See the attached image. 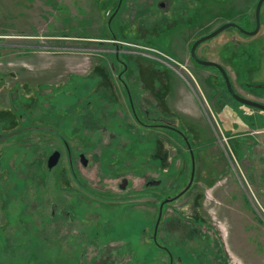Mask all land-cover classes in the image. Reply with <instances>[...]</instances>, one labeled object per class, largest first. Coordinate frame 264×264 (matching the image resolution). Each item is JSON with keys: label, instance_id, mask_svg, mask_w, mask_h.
Listing matches in <instances>:
<instances>
[{"label": "rangeland", "instance_id": "374dc122", "mask_svg": "<svg viewBox=\"0 0 264 264\" xmlns=\"http://www.w3.org/2000/svg\"><path fill=\"white\" fill-rule=\"evenodd\" d=\"M118 2L0 0V97L11 96V91L14 97L25 96L21 109L16 103L11 104L9 98H0V108L9 110L7 114L10 110L23 114L22 120H27L24 124L14 119L11 125H0L1 134L17 133L13 140L0 143V163L6 167L0 177L4 185L8 174L11 183H25L29 187L25 193V186L21 192L10 183L9 188L0 190V264H264V133L261 128H253L254 145L250 150L245 149L246 157L240 163L234 158L235 147L230 144L229 133L223 132L212 117L209 130H200L204 140L205 134L213 136L206 137L208 149L202 151L198 144H191L193 138L185 130L183 133L189 120H185V105L179 104L188 101L186 94L174 95L173 103L163 96L166 108L159 105L158 109L151 108V104L160 102L162 90V82L156 85L152 79L161 77L140 71L139 78L149 81H140L139 85L134 82L137 78L132 79L131 97H128L117 82L120 68L118 65L116 69L110 68L111 63H116L114 51L108 52V56L106 52L119 47L118 58L145 60L148 56L140 52H134L136 55L126 52V56L121 53L137 48L146 52L145 47L137 44L148 43L170 61L167 54L177 46L182 45L183 50L194 39L210 34L225 23L240 22L244 30L253 31L258 0H122L108 25ZM260 24L254 36H244L228 28L203 42L199 52L208 61H213L209 57L212 50L220 59L234 50L249 55L254 75L243 77L244 88L247 92H258L264 102V4ZM237 36L246 42L237 45ZM175 65L184 78L193 81L196 89V83L201 84L203 79L213 83L215 76L222 89L225 87L221 75L211 68L199 71L193 65L185 68ZM192 70L199 80L193 79ZM38 93L39 99L33 101L32 96ZM147 95L150 99L141 104L139 97ZM176 98L181 102L176 103ZM128 101L135 104L131 108L135 113L129 114ZM26 106L28 114L24 110ZM254 111L259 117L255 125L263 127L264 113ZM8 117L0 115L1 119ZM160 119L177 124L181 135L171 129L147 126L159 123ZM196 127L190 125L191 129ZM37 130L41 131L39 135ZM24 132H29L25 138ZM60 137L69 145H78L87 155L88 167L77 166L78 186L71 179V167L62 146L63 155L57 167L45 170V176L41 172L43 162L37 159L44 149L38 146L45 144L47 158L60 145ZM161 139L175 145L168 174H163L165 179L158 176L164 187L171 184L172 192H176L188 176L191 154L184 150L182 143H188L193 153L198 172L196 180L201 188L206 175L222 179L215 186L203 188H208L210 197L203 196L201 208L192 207L183 214L173 213L170 204L166 206L164 217L173 216L168 221L171 243L165 245L159 235L158 244L170 249L174 255L172 261L152 241L159 201L152 203L150 195L162 188L145 186L146 180L161 173L160 161L154 156L155 144L161 143ZM23 148L26 154L21 161L17 157ZM199 152H202L200 156ZM152 157H155L153 164ZM135 163L136 170L132 167ZM227 164L236 168L239 178ZM122 177L129 179L125 190L118 188ZM40 186L44 187L40 190ZM44 199L48 203H60L64 207L62 215L48 218L52 206L44 205ZM75 199L80 204L77 211L80 218L67 215ZM174 230H180V236Z\"/></svg>", "mask_w": 264, "mask_h": 264}, {"label": "flooded vegetation", "instance_id": "af4514ba", "mask_svg": "<svg viewBox=\"0 0 264 264\" xmlns=\"http://www.w3.org/2000/svg\"><path fill=\"white\" fill-rule=\"evenodd\" d=\"M263 4H264V2H263ZM263 4H262V6L260 8V14H259V22L260 23H261V10H262ZM255 9H256V6H255ZM115 15L113 17L112 16L110 17V19L107 22L108 25H110L111 19H113L115 17ZM180 18H185V17L182 16ZM255 22H256V20H255ZM228 23H233V22H228ZM237 24H239L241 27L243 26V23H240L239 22ZM255 25H256V23H255ZM242 28L244 29V27H242ZM259 29H260V27H259ZM236 31L239 32L238 30H236ZM109 33H110V35H112L113 38H115L114 31H111V29H110L109 30ZM202 37L203 36L194 39L192 41L191 45L189 43L187 45V47H186L187 50H186V48L182 50L181 49L182 48V45H181V47L180 46H177L176 47L177 49L175 51L167 54L169 56L168 59H170V61L172 60V63L169 60H166V59L162 58L164 55L162 53H160L159 51L155 50V49H158V48L151 47L148 43H142L141 45L140 44H137L138 47L139 46L145 47L146 50H147L146 52L141 51L142 48L141 49H138L137 48V49H132V50H127L126 49L125 51H123L124 53H121V54H123L125 56L127 55L126 52H128L130 54H132V52H133L134 55H136V53H134V52H140L145 57H147L149 55L148 56L149 58L147 57L148 59L145 58V60L144 59H141V58H138V57H128L127 60L125 61L124 59L118 58V55L120 54V49H118V47H116V49H114V50L113 49H111L110 51L107 50L106 52H107V56H108V52L114 51V55L116 56V59H115L116 60V63H111L110 64V68L111 69H116V67H117L116 65H118V67L120 68V70H119V72L117 74V79H118L117 82L124 88V91H125V93H127L128 97H131V94L129 92V89L131 88L130 82L132 81V79H136L137 78L134 82H136L137 84L139 82V85H140V81H142V82L149 81V80H144L143 81V80H141L139 78L140 77V71H147L148 73L150 72V73H153V74L158 75L159 77H161L159 79H156V78L152 79L153 80L152 83H156V85H158L157 82H160V83L162 82L161 83L162 90L160 91V102L156 103V105L151 104L150 106H151V108H157V109H158V106L157 105H159V107H161V106L164 107L165 106V108H166L167 103L165 104L164 100L169 101V98H170L171 93H172V90L171 89L173 88V85H180V84H184V83L185 84H188V85H193V81L184 78L183 73L181 72L179 66H176L175 63H178L179 65L183 66L184 68L193 65L199 71L205 70L203 68H210V67H203V66L198 65L197 62L195 61V59L191 55V48H192V46L199 39H201ZM182 38L183 37H179L180 40ZM166 41H167V39H166ZM202 44L203 43L199 44L196 47V49H195V56H196V58L198 60L206 61V58L202 55V53L199 52V49L202 46ZM166 53H168V52H166ZM212 62H214V61H212ZM173 63H174V65H173ZM211 69L212 70H215L214 68H211ZM215 72L219 74V72H217L216 70H215ZM192 73L194 74V75H192L193 76V79L194 80L195 79L196 80H199V77H198L197 73L195 71H193V70H192ZM175 74L178 75L179 78ZM141 76H142V74H141ZM142 82H141V84H142ZM197 82H199V81H197ZM26 87H29V86H26ZM168 88H170L169 89L171 91L170 93L167 92L168 91ZM142 89H143V92H144L145 89L143 87H142ZM191 89H193L194 91H196V89H194L193 87H191ZM141 93H142V91L139 92V95ZM145 94H146V92H145ZM163 96L165 98L164 100L162 98ZM32 97L34 99L33 101H35L36 99H39L40 93H38V95H33ZM145 97H141V98L139 97L140 101L142 100L141 104H145V101H146L145 99H147V98L150 99L148 95H147L146 98ZM0 98H3V100H6V98L8 100V98H9L10 103L11 104L12 103L13 104L16 103L17 106L20 107V109L23 108V105H24V102H25V96L24 95L23 96L16 95L14 97L12 91H11V96L5 97L3 95ZM0 100L2 101V99H0ZM257 102H260V103L264 104V102H261V101H257ZM43 103L44 102H42V104ZM128 105H129V108H130V113L129 114H131V112H134V111L131 110V108H133V105H135V104L133 103V101H128ZM24 110L27 112L26 114L29 113L27 106L24 108ZM8 111L9 110L0 108V115L3 114V115L9 116L8 119H4L5 117L2 118V119L0 118V125H2V123L6 124V125H11L12 122H14L13 121L14 119H16L17 122H20L22 124L26 123L27 120L25 119V117H24L25 120H22L23 119V116H24L23 114H17V112L15 113V111H12V110H10L9 114H7ZM123 115H125V113ZM110 117H112V116H110ZM160 120L161 121L159 123H157V124H153L152 123V124H149L147 126L148 127H152V128L155 127L157 129H171L177 135H181L180 134V131L177 128L178 127L177 124H175V123L174 124H171L166 119L165 120L164 119H160ZM136 121H138L139 123H142V120L141 119H136ZM22 124H21V126H22ZM184 130H187L185 128V125H184V129H183V133L185 134ZM35 132H36L37 135H39L41 131L40 130H37ZM216 134H214L215 135V138H217L220 141V138L217 137ZM16 135H17V133L15 135H13V134L6 135V134H1L0 133V143L1 144H4L8 140H13ZM28 135H29V132H27L26 134L24 132V138L27 137ZM44 136H45V133H44ZM183 137H185V141H187L186 136L183 135ZM171 139H172V142H173V138L172 137H171ZM165 141L166 140L161 139V141H160L161 143H158V144L156 143L155 144V149H157V153H154V156L156 157V160L160 161L161 173H160V175L159 174H156V177H154L152 179L146 180L145 181V186L146 187H151V188H162L161 190H155V192H153V194L150 195V199H151V202L152 203L154 201H155V203H157V201H159V205L157 207V217H156V219L154 221V226H153V230H152V241H153V245L155 247H157V248L163 249L164 252L166 253V257L170 261H172L174 255H172L173 253L170 251V249H168L167 247H165L163 244H158V236L159 235L164 240V244L165 245L171 243L170 242L171 235H170V231L168 229V221L169 220L171 221L173 219V216H172V214H169L168 215L169 218H165L164 217V215H167V214H164L165 212H167L165 210L166 209V206L170 204L173 207L172 208V212L173 213H174V211H177V212H182L183 214H187L186 213V212H188L187 210L190 209V208H192V207H194V208L195 207L201 208L202 207V200L204 199V197H206L205 195H207V191H208V188L206 190L203 189V188L205 186L207 187L209 185H212L213 186L216 181H219V178L220 177H218V178H215L214 177L215 178L214 179V178L209 177L208 175H206V177L204 178V180L206 182H202L201 185H202L203 188H201L200 187V182L198 180H196V175L198 174V172H197V166H196V163H195V159H194L193 153L190 150V146H189L188 143L187 144L182 143L181 145L184 147V150H186L187 152L190 151V154H191V156H190L191 158H190L189 172L187 173L188 176L184 180L185 181L184 185L181 187L180 190H178L176 192H172V191H174V186L171 185V184H167V185H165L166 187H164L163 180L162 179H159L158 176H162L164 178L163 174H168V172H169L168 167L170 165V162H171V159H172V152L174 151V146H175L172 143H170V141H166L167 144L165 143ZM59 142H60V145L57 146V147H55L52 150V152L49 153V155H48L47 158H45V156H46V153H45L46 146H45V144H42L41 146L40 145L38 146V148H43L44 149L41 152V154L38 156V159H37V161L40 162L41 164L43 162V164L41 165V172L43 173V176H45V174H44L45 173L44 172L45 170L52 171L54 168L57 167V165L59 164L60 159H61V157L63 155L62 154V151H61V146H62V148L64 149V152H65V157L67 158V161H68V163L70 164V167H71V174H72L71 175V179H72V181H74V183L76 184V186H78V184H79V180H78L79 175H78V168H77V166H80L81 165V167L83 169L86 168V167H88L89 162H88L87 158L85 157L87 155H85V153L81 151V149H80V147H78V145H72V144L69 145L67 143V141H65V139L63 137H60L59 138ZM77 142H78V140H75V143H77ZM11 148H13V146L10 147L9 149H11ZM129 151L132 152L134 150L129 149ZM25 154H26V149L23 148L22 152L18 155L17 158L22 161V158L25 156ZM42 155H43V158H42ZM52 157H55L56 158V162L53 165H52V162H51V165L52 166H49L50 159ZM155 157H152L151 158L152 164L154 163V158ZM97 159L100 160V156L97 157ZM102 160H103V158H102ZM228 163H230V162H228ZM232 164H227V165L229 166L231 172H233L234 176L236 177L237 170H236V168ZM132 167L134 168V170H136V168H137L136 163ZM225 167H226V164H225ZM222 168L224 169L223 166H222ZM5 169H6V167L4 166V164L3 163H0V173L1 174L5 171ZM219 170H220V167H219ZM155 173H156V171H155ZM182 173L184 174L183 175V177H184L185 174H186L184 168L182 169ZM6 180H7V184H10L11 183V179L8 178V174L6 176ZM128 180L129 179L122 177L118 188L120 190H125V188L128 185ZM1 181H2V177H0V190H3L4 188L6 190L7 188H9V187H7V184L4 185ZM38 182H41L42 183V180L41 179H38ZM124 182L126 183V186L123 189V188H121V185ZM11 185L13 187H15L16 190H18V191L21 189V192H23L24 186L26 187L25 193H27L29 191L28 184L23 183L22 185H19V184H16L15 185V184L11 183ZM212 186L209 187V188H212ZM43 187L44 186H40V190ZM204 190H205V192H204ZM162 197H164V198H162ZM33 200H35V198H33ZM43 204L44 205H51L52 206L51 209H50V212H49L50 214H49V217L48 218L54 219L55 217H59L60 215H62L63 208L64 207L60 203H54V202L48 203L44 199V203ZM175 204H176V206H175ZM26 206H28V205H26ZM79 206H80V204H79V202L76 199L75 200H72L71 209L67 213L68 217H70V215L72 214V216H78L79 215L78 218H80L81 217L80 212L77 215V211L80 210ZM181 218H182V216H181ZM195 231L196 230H194V232ZM173 232L177 236L178 235L180 236V230H174ZM181 234H182V232H181Z\"/></svg>", "mask_w": 264, "mask_h": 264}, {"label": "crops", "instance_id": "0c3cea01", "mask_svg": "<svg viewBox=\"0 0 264 264\" xmlns=\"http://www.w3.org/2000/svg\"><path fill=\"white\" fill-rule=\"evenodd\" d=\"M235 41L237 45L246 42L242 41V38L239 37H237ZM209 57L212 58L215 63L223 66L227 72L233 73V75H230V79L235 91L239 95H243L246 99H258L257 101H261V95L257 94L258 92H247L244 88L245 83L243 77H252L254 75V71L250 67L251 58H249V55L234 50L223 54L224 58L220 59V55L216 53L215 50H212L211 52L209 51ZM213 74L215 75V73ZM204 80L205 79H203L201 84L196 83L198 86L197 89L193 87L196 91L191 89L192 86L185 83L175 85V87L171 89L172 93L169 101L173 103L174 95L178 97L181 93H185L186 97H188V101L180 103L179 106L183 107L181 104L185 105L183 107L186 115L185 120H189V123L185 125L187 129L185 131L193 138L190 141L192 145L198 144L197 146L199 149L207 151L208 148L205 147L207 145L206 137L209 136L213 138V136L211 133L210 135L208 134V136L205 134L204 140L203 135H200V130H209V120L213 117L219 128L223 132L229 133L227 135H229L228 139H230V144L232 147H235L234 151L236 156H234V158L237 157L239 160L237 161L241 163L247 154V152L245 153V149L248 147L250 150L251 146L254 145L253 141L256 135L253 132V128L259 127L264 131V126L255 125V123L257 124L259 121L258 115L254 113L256 111L243 105L242 107L240 104V106L236 105V102L227 94L226 89H224L225 87L222 89L216 76L214 77L213 83H208L207 80ZM198 89L201 91L200 93ZM179 98L182 99L181 97ZM175 100L176 103L181 102V100H177V98ZM192 124L197 127L191 129L190 125ZM227 127L228 129H226ZM201 153L202 152H199L198 156H200Z\"/></svg>", "mask_w": 264, "mask_h": 264}, {"label": "water", "instance_id": "95a60500", "mask_svg": "<svg viewBox=\"0 0 264 264\" xmlns=\"http://www.w3.org/2000/svg\"><path fill=\"white\" fill-rule=\"evenodd\" d=\"M121 2H122V0H119L118 6H117L115 12L113 13L112 17L118 12V10L120 8V5H121ZM263 2H264V0H259L257 5H256V9H255V20H256L255 23H256V25H255V29L253 31H251V32L246 31L240 25H238L236 23H225L224 25H222L221 27H219L215 31H213L210 34H207V35L203 36L201 39H199L192 46L191 55L195 59V61L197 62L198 65L203 66V67L214 68L215 70H217L221 74V76L223 78V81L225 83V86H226V90H227L228 94L230 95V97L232 99H234L236 102H238V103H240V104H242L244 106L257 109V110L262 111L264 113V104L245 99V98L241 97L240 95H238L235 92V90L232 87V84L230 82V79H229V76H228L226 70L221 65H219V64H217L215 62H212V61H207V60L206 61H201V60H198L196 58V56H195V49H196V47L199 44H201V43H203L205 41L213 39L215 36H217L220 33L224 32V30H226L228 28H234V29L238 30L241 34H243L244 36H254V35H256L259 32V27H260L259 14H260V8H261ZM51 162H52V165L55 164L56 158L52 157L50 159L49 166H52ZM125 186H126V183L124 182L121 185V188L124 189Z\"/></svg>", "mask_w": 264, "mask_h": 264}, {"label": "bare ground", "instance_id": "6f19581e", "mask_svg": "<svg viewBox=\"0 0 264 264\" xmlns=\"http://www.w3.org/2000/svg\"><path fill=\"white\" fill-rule=\"evenodd\" d=\"M125 47V46H124ZM149 56V55H148Z\"/></svg>", "mask_w": 264, "mask_h": 264}]
</instances>
